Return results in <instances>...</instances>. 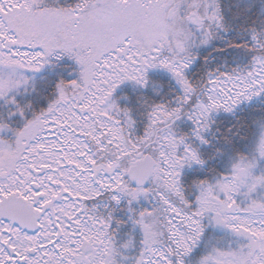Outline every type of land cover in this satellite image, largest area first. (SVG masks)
<instances>
[{
  "label": "snow or ice",
  "instance_id": "6c2138e0",
  "mask_svg": "<svg viewBox=\"0 0 264 264\" xmlns=\"http://www.w3.org/2000/svg\"><path fill=\"white\" fill-rule=\"evenodd\" d=\"M0 264H264V0H0Z\"/></svg>",
  "mask_w": 264,
  "mask_h": 264
}]
</instances>
